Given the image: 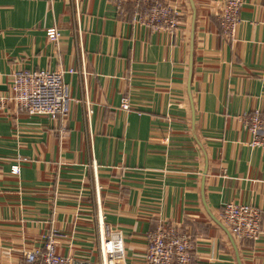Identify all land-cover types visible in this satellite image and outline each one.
I'll return each instance as SVG.
<instances>
[{"label":"crops","instance_id":"1","mask_svg":"<svg viewBox=\"0 0 264 264\" xmlns=\"http://www.w3.org/2000/svg\"><path fill=\"white\" fill-rule=\"evenodd\" d=\"M163 1L175 32L135 24V0H0V94L21 70L69 88L64 122L0 110V264H25L50 227L58 254L99 264L101 221L123 236L117 264H142L160 225L189 237V264H264V148L243 123L264 113V0H244L231 41L224 0ZM226 202L262 212L256 240L231 236Z\"/></svg>","mask_w":264,"mask_h":264},{"label":"built area","instance_id":"2","mask_svg":"<svg viewBox=\"0 0 264 264\" xmlns=\"http://www.w3.org/2000/svg\"><path fill=\"white\" fill-rule=\"evenodd\" d=\"M111 2L117 11H122L126 0H105ZM244 0H224L219 25L226 41L235 39L240 23V10ZM179 11L163 0H135L132 20L135 24L152 30L175 32L179 25ZM57 28H50L48 39L58 42ZM80 50L83 49L80 48ZM63 70H21L12 74L7 94H0V110L12 103L17 113L29 116H43L51 121L64 122L69 112V88L64 81ZM72 73V70H69ZM121 108L129 109L127 98L121 99ZM243 123L251 135V148H264V113L255 110L243 117ZM18 166L12 173L17 174ZM100 215V211L98 212ZM98 215V216H99ZM262 212L251 204L226 202L222 206L221 218L231 236L237 240L254 241L260 234ZM57 230L50 227L41 235L43 245L24 250L26 264H93L87 259L72 255H61L55 250ZM193 244L186 234L173 226H158L147 236L146 250L142 264H189ZM99 264H117L125 257L123 236L102 221L98 225Z\"/></svg>","mask_w":264,"mask_h":264},{"label":"trees","instance_id":"3","mask_svg":"<svg viewBox=\"0 0 264 264\" xmlns=\"http://www.w3.org/2000/svg\"><path fill=\"white\" fill-rule=\"evenodd\" d=\"M26 264V263H25Z\"/></svg>","mask_w":264,"mask_h":264}]
</instances>
